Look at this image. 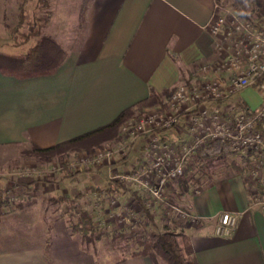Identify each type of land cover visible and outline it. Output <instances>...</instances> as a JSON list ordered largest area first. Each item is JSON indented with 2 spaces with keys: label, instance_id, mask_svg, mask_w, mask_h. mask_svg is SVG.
Masks as SVG:
<instances>
[{
  "label": "crops",
  "instance_id": "obj_1",
  "mask_svg": "<svg viewBox=\"0 0 264 264\" xmlns=\"http://www.w3.org/2000/svg\"><path fill=\"white\" fill-rule=\"evenodd\" d=\"M216 1L90 0L81 38L71 45L67 57L53 72L18 76L0 69V146H51L109 124L152 91L162 92L198 80L201 64L214 63L220 57L208 27ZM7 9L8 0H0V28L4 27ZM10 43L8 37L0 36V45L10 47L13 45ZM0 52L15 53L14 50ZM248 89L256 88L246 87L240 94ZM240 97L247 105L255 106ZM186 116L183 114L178 127L163 130L161 134L174 142L187 140ZM126 150L128 158L122 154L116 164L120 170L137 163L143 151L142 139ZM199 153L204 162L207 157ZM104 168L109 173L107 165L76 173L89 172L98 182ZM83 182L84 178L61 187L58 183L51 192L74 188L84 196ZM15 183L8 181L7 186H18ZM43 184L45 187L48 183ZM108 184L95 189L98 197L93 215L98 224L108 215L98 209L103 201L100 194H105ZM34 186L41 184L36 182ZM44 189L47 193L48 187ZM259 189L234 174L214 177L192 189L175 203L190 207L201 216L203 220L198 225L165 215L157 202L152 208L151 204L148 206L155 212L154 219L151 218L158 228L162 225L177 231L184 229L190 235L199 264H264V196ZM169 193L171 197L172 189ZM117 194L119 206L111 210L120 211L123 205L133 204L134 213L139 214L140 207L130 188ZM79 199L76 203L81 204ZM46 205L37 199L30 207L16 209L0 218V264H154L149 256L142 254L98 263L95 254L75 236L63 217L58 220L56 214L53 225H47L45 215L50 209ZM102 209L111 212L108 206ZM225 211L238 214V223L232 235L219 236L214 231L215 222ZM25 217L32 218L38 226L40 220L45 223L39 230L42 234L39 240L9 242L6 237L11 241L27 236L15 232L13 226ZM6 222L10 226L8 236L1 228Z\"/></svg>",
  "mask_w": 264,
  "mask_h": 264
},
{
  "label": "built area",
  "instance_id": "obj_2",
  "mask_svg": "<svg viewBox=\"0 0 264 264\" xmlns=\"http://www.w3.org/2000/svg\"><path fill=\"white\" fill-rule=\"evenodd\" d=\"M208 27L214 36L218 60L203 62L199 79L179 84L166 100L165 108H147L125 121L121 133L129 144L141 138L143 151L137 163L125 172L109 169L111 180L120 181L126 188L142 190L150 198L148 204L157 202L163 205L165 215L191 225L200 224L203 218L190 207L172 201L169 191L199 152L205 156L229 150L247 156L253 163L249 175L258 181L264 196V123L259 126L264 121V23L259 25L225 8L218 0ZM246 87H255L260 92V105H247L240 96L235 97ZM183 114L187 115L189 138L174 142L163 136V130L179 126ZM117 149L120 154H128L126 146L118 144ZM114 151L105 147L92 157L79 156L74 160L77 164L73 162L71 166H77V170L84 164L96 166L111 160ZM62 167L63 162L58 169ZM110 213L107 218L113 216ZM106 220L102 219L104 223ZM237 223L238 214L222 212L215 222V234L230 236Z\"/></svg>",
  "mask_w": 264,
  "mask_h": 264
},
{
  "label": "rangeland",
  "instance_id": "obj_3",
  "mask_svg": "<svg viewBox=\"0 0 264 264\" xmlns=\"http://www.w3.org/2000/svg\"><path fill=\"white\" fill-rule=\"evenodd\" d=\"M83 0H8V9L5 15V22L4 27L0 28V36L8 37L10 39V44L13 45L10 47H6L4 45H0V50L7 52L11 50L17 54L18 56L26 55L35 42L34 39L29 41H23L24 36L33 29V28H40L41 33L49 34L53 37L55 35L58 36V42L64 49H69L78 41L83 33V28H80V8L81 3ZM221 2V1H220ZM233 0H229V4L221 2L225 8H229L231 11H237L231 4ZM7 16V18H6ZM6 24V25H5ZM57 27V28H56ZM58 32V33H57ZM56 38V37H55ZM10 54V53H7ZM185 83V82H184ZM249 90V89H248ZM173 93V92H172ZM171 93V94H172ZM170 94V96H171ZM169 96V97H170ZM236 96H243L246 98L252 105L258 106L262 103V96H259V91L257 89H251L244 94H240V92L235 94ZM165 98L166 100L169 98ZM159 106V105H158ZM157 106L146 107L142 112H145L146 109L151 110L152 108ZM166 107V106H165ZM140 112V113H142ZM138 113V112H137ZM136 113V114H137ZM137 116V115H136ZM122 141L125 142H107L106 145L102 148L97 149L92 155L86 151L79 152L73 155H69L64 159H55L48 162H40L36 157L30 156L26 157L22 155V149L28 148L29 146H21V145H9V146H0V190L5 191L6 195H10L11 198L13 197V201L15 203L22 201L23 205L16 207L25 208L30 207V204L34 200H41V202L46 203L50 209V211L46 212L45 218L47 225H53L52 221L57 219L60 220V217H63V222H67L69 224L70 229L73 230V223L81 222L82 212L86 210H90L93 212L94 202H97L95 195V189H97L98 185L101 187L105 186L108 183L109 173L108 168H104L100 173V180L98 182L94 180L93 176L88 172H79L78 174H73V179L71 176L66 177L67 173H74L80 169H87L93 168L95 170L101 168L102 166H109L110 169H117L118 171L125 172L126 169L120 170L118 167V162L121 160L122 154H120L119 149H117L118 144L121 146H126V148L134 147V143L132 142L131 145H128L127 138L123 139ZM127 141V142H126ZM107 148H114L113 158L109 161H104L98 165H90L84 164L81 165L80 168L77 170V166L73 167L71 164L74 162L75 165L77 164V160L79 156L84 157H92L97 153V151ZM30 148V147H29ZM125 148V147H124ZM240 154L236 151H223L221 154L219 152L214 153L213 155H205L207 159L204 161L205 163L210 166L211 170L214 172V177H221L226 176L231 173L232 169V162L243 161V156H239ZM127 156L128 155H124ZM246 158V157H245ZM248 159V174L252 170L253 163ZM200 160V159H199ZM198 160V161H199ZM61 162H65L64 167L58 169V165ZM134 164L129 165L132 167ZM85 173V175H84ZM108 173V175H107ZM77 174V175H76ZM82 176V177H81ZM108 177V178H107ZM62 178V179H61ZM84 178V184L86 185V189L84 188V196H81V193L75 190L74 188L71 191H60L58 189V193L51 192L52 187H57L58 183L63 186L70 184L72 181L82 180ZM250 179H253L250 177ZM59 180H62L58 182ZM180 180V179H179ZM8 181H14L15 184L18 186H7ZM256 181V180H255ZM36 182H40L41 186L37 187L34 186ZM257 186H258V181ZM43 183L47 184L48 190L47 193L45 192V187H43ZM31 184L32 188L37 190L35 192L31 191V196L27 194L28 185ZM203 182L199 184L202 186ZM62 186V187H63ZM97 187V188H96ZM198 187L194 186L193 188ZM89 188V190H87ZM50 189V190H49ZM132 189H135L134 187ZM140 194L143 193L140 189H135ZM261 190V189H259ZM33 192V193H32ZM94 193V195H93ZM22 195V197H21ZM31 199V203H28V198ZM119 194H107V199L103 200L102 203L99 204L98 209L101 210L102 214H109L110 212L106 211V209H102L104 207L111 208L115 206H119ZM78 198L81 201V204L76 203ZM102 199V197H100ZM114 198V199H113ZM56 199L58 202H56ZM101 199L98 201L101 202ZM150 199V198H149ZM94 200V201H93ZM112 200H115V203L112 204ZM92 202V203H91ZM109 202V203H108ZM40 203V201H39ZM151 203V201H150ZM149 203V204H150ZM153 204L151 203V208ZM14 209V210H16ZM161 209V208H160ZM13 210V211H14ZM161 211V210H160ZM128 212H133L134 215H127ZM136 210L134 209L133 204L123 205L121 210L113 211L111 213L113 216L111 218H107L106 222H100L98 227L106 234L99 236L100 231H98V235H93L94 240L92 242H88L86 245L90 252L94 253L96 256V261L98 263L107 260H117L122 256L129 255L130 252L136 247L137 239L141 237L143 230L151 229V228H158L155 224L152 223V218L144 216L141 212L139 214H135ZM57 214V215H56ZM135 216V217H133ZM140 216H143L144 224H139L138 220ZM113 217V218H112ZM132 217L134 219H132ZM25 217L24 219L19 221V224L14 223L15 225V232H19L27 234L25 238H15V239H8L9 242H14L16 244L22 243L23 240H27L30 242H36L39 240V236L42 235L39 233V230L44 226L43 221H39V226L34 223V220L31 218ZM95 218V217H94ZM105 217H103L104 219ZM126 218V219H124ZM110 220V221H109ZM134 220V221H133ZM18 222V221H17ZM9 223L6 222L4 225L1 226L2 229L6 230L3 231L5 235L10 230ZM46 225V226H47ZM160 229L163 226H159ZM12 230V229H11ZM102 230V231H103ZM106 230V231H105ZM118 231L123 232V236L115 238L113 234H116ZM110 232V233H109ZM75 236L79 239L81 238V234L79 232H74ZM50 236V234H47ZM8 236V235H7ZM12 236V235H11ZM30 236V237H28ZM14 237V236H12ZM4 238V237H3ZM81 241V239H80Z\"/></svg>",
  "mask_w": 264,
  "mask_h": 264
},
{
  "label": "trees",
  "instance_id": "obj_4",
  "mask_svg": "<svg viewBox=\"0 0 264 264\" xmlns=\"http://www.w3.org/2000/svg\"><path fill=\"white\" fill-rule=\"evenodd\" d=\"M219 1H224V3L229 4V0ZM89 2L90 0H83L81 3L80 28L85 24ZM231 5L237 10L239 15L252 19L259 25L264 23V0H233ZM31 39H34L35 42H33L31 50L24 56L20 57L17 54L0 52V69L2 71L18 76L51 73L65 60L69 53L68 49H64L55 37L41 33L38 27L33 28L27 36H24L23 41H29ZM176 87L177 86L166 88L162 92L152 91L144 100L124 109L109 124L51 146L41 147L36 144H31L29 146L30 148H23L21 153L26 157L34 156L40 162L50 163L54 158L64 159L65 161L67 159H65V157L83 151L92 155L97 149L104 147L107 142H125L122 141L125 139V136L120 131L121 125L128 119L142 112L146 107L157 106L165 108V98L169 97ZM263 123L264 121L259 123V126L263 127ZM200 157L199 154L195 160L187 165L185 173L181 176L178 183L172 187L170 197L172 201L176 202L184 194L194 189V186H199L202 182L203 184L208 183L214 178V172L207 163L199 160ZM243 157V161L246 163L244 164L238 161L232 162L231 173L226 175V177L232 174L241 175L246 184L257 186V182L249 178V162L248 159H246L248 157L245 155H243ZM63 164L65 165V162H63ZM76 172L67 173L66 175L71 176ZM108 183L109 186L105 188V194H100L102 200L107 199V194L112 195L129 189L118 180L110 179ZM130 189L132 190L134 200L138 202L137 204L140 207V212L144 216L154 219L155 212H152V209L147 203L149 196L144 193L140 194L135 189ZM31 191L35 192L37 190L33 189L31 184H29L27 188L28 196H31ZM31 197L27 200L29 204L32 202ZM22 203V201L15 203L10 195H6L5 191L0 190V218L4 214L16 209V207L22 206ZM160 206L163 207L161 204ZM136 209L139 210L138 207H136ZM81 214V222L73 223L72 225L74 232H79L81 234L80 239L83 244L92 242L94 240L93 235H98V231L101 233L99 234L100 237L107 233L98 227V224L94 220L93 212L85 209ZM142 217L143 216H140L138 220L139 224H144ZM113 236L115 238L123 236V232L118 231L116 234H113ZM137 254L149 256L154 264H199L190 235L185 232L184 229L177 231L165 227L162 229L151 228L143 230L141 237L137 239L136 247L130 252V255Z\"/></svg>",
  "mask_w": 264,
  "mask_h": 264
}]
</instances>
